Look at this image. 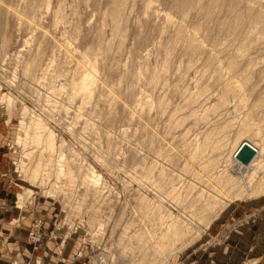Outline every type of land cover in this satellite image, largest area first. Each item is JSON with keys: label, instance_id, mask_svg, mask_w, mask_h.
<instances>
[{"label": "rangeland", "instance_id": "1", "mask_svg": "<svg viewBox=\"0 0 264 264\" xmlns=\"http://www.w3.org/2000/svg\"><path fill=\"white\" fill-rule=\"evenodd\" d=\"M262 164L264 0H0L2 246L264 264Z\"/></svg>", "mask_w": 264, "mask_h": 264}, {"label": "crops", "instance_id": "2", "mask_svg": "<svg viewBox=\"0 0 264 264\" xmlns=\"http://www.w3.org/2000/svg\"><path fill=\"white\" fill-rule=\"evenodd\" d=\"M17 237L18 235L14 233L7 247H4L0 244V264H10L11 263V256H8L6 254V250H8L9 253L12 252L13 255L16 254L17 257L14 256V258H17V259L22 258L21 252H26V255H27L26 258L30 259L31 264H59L56 259L57 253L50 247L45 246V248L42 249V245L37 246V247L29 246L30 249L24 250V248H22L23 246L20 244L22 243V241L19 242ZM27 253H30V255H28ZM23 254L25 255V253ZM222 264H226V263H222Z\"/></svg>", "mask_w": 264, "mask_h": 264}, {"label": "bare ground", "instance_id": "3", "mask_svg": "<svg viewBox=\"0 0 264 264\" xmlns=\"http://www.w3.org/2000/svg\"><path fill=\"white\" fill-rule=\"evenodd\" d=\"M259 175H260V179H262V183H261V185L264 187V164H262L261 166H260V170H259ZM257 184V183H256ZM255 187H256V185H255ZM181 232L182 233H184V231L183 230H181ZM181 232H177L176 231V227L174 228L173 227V229H171V231H170V233H168V237H171V236H173L175 233H177V234H181Z\"/></svg>", "mask_w": 264, "mask_h": 264}, {"label": "built area", "instance_id": "4", "mask_svg": "<svg viewBox=\"0 0 264 264\" xmlns=\"http://www.w3.org/2000/svg\"><path fill=\"white\" fill-rule=\"evenodd\" d=\"M32 240H34L36 243H39L43 240L42 235L38 231H34L32 234Z\"/></svg>", "mask_w": 264, "mask_h": 264}]
</instances>
